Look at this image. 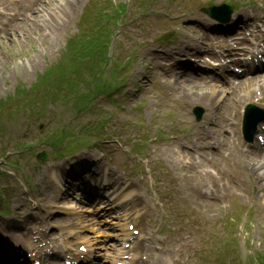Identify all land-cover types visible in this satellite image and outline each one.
I'll return each mask as SVG.
<instances>
[{
    "label": "rangeland",
    "instance_id": "rangeland-1",
    "mask_svg": "<svg viewBox=\"0 0 264 264\" xmlns=\"http://www.w3.org/2000/svg\"><path fill=\"white\" fill-rule=\"evenodd\" d=\"M68 1L44 0L35 13L23 16L21 11L18 23L6 31H0V35H3L0 37V139L5 138L6 135L10 136L12 143L7 137L5 139L6 149L13 152L12 155L8 154L6 159L0 161V174L6 176L7 184H9V186H6L4 183H0V186L5 185L11 195L7 197L6 201V205L10 207L11 212L13 203L8 200L18 198L20 205L25 202L21 198L24 197V193L27 191L35 199L33 183L36 181L35 179L39 178L40 171L46 169V164H40L36 160V154L46 151L50 154L48 163L54 164L55 161L61 159L62 163H65V160L70 156L65 159L61 157L69 154L70 150L67 147L78 144L83 140L78 138H84L83 134L85 135L83 131H78V127L84 121L81 120L82 123L77 124L70 121L71 116L68 115L74 110L65 109L61 97L58 96L55 100L45 98L46 96L54 97L59 91L66 89L64 77L62 76L66 71L67 62L62 61H67V55L65 54L72 51V46L68 51H65L68 40L74 35H79L82 38L81 44L85 46L87 33L89 40H92L95 35L90 31L88 32L97 24L96 22L91 25L93 17L103 14V10L109 11L108 14H110L118 6L117 13L121 15L120 20L113 19V24L112 22L108 24L104 18L98 20L100 30H108V33L103 34L101 42L106 43L110 49L113 48L116 53L120 52L117 46L121 42L128 44V47L120 52V57L127 60L133 59L132 72L134 62L138 59L137 54L142 53V51L145 52L146 48L152 53L151 49L157 47L165 49L168 46V44H165L166 42L172 43L174 49L179 44L182 46L187 42H193L197 34L194 31L195 26L193 27L192 24L193 19L207 18L201 13L199 7L210 5L208 1L217 3L218 0H80L75 6L76 11L75 9L74 11L68 10ZM203 1L207 3H202ZM251 1L252 4H264V0ZM26 3L30 4L31 0H26ZM119 9H123V12L120 13ZM117 15L114 16L117 17ZM251 16L259 19L262 14L253 10ZM87 18L89 19L87 20ZM106 19H108V16H106ZM116 22L119 25L118 30L114 26ZM3 27L7 26L0 23V28ZM211 47L215 48L214 44ZM93 53L94 56L91 57L90 61H92V64H97L96 49ZM203 55L204 52L201 53L200 59ZM177 57L179 56L177 55ZM148 58L151 60L148 61L149 66L145 68L139 67L137 63V66H135L137 72L134 78L139 86L143 88L148 87L149 79H151L147 99H142L138 93H136V97H132L126 86L121 91L123 94L120 99L121 102H119L121 104L114 107V105L105 102L106 100L103 103L100 102L102 107H95L94 112L103 111L98 117L110 118L111 122L108 123L109 125L103 133L98 130L93 131L96 136L101 137L93 145L105 147L108 150L107 154L125 177L137 178L141 173L147 174L146 176H148V173L151 175L150 177L157 186V192L162 196L158 203L159 209L152 207L151 214L162 220L160 224H156L155 231L157 237L165 239L162 232L170 228V222L166 214L169 213L172 204H174L173 208L179 210L180 208L177 205L192 209L191 212L196 208V200H193L196 195L194 196L193 192L190 191L194 183L185 176L187 168H182L178 164L175 166L169 162L168 154L173 153L172 150L175 147L170 145L171 137L176 135L186 141L185 133L195 132L197 126L205 125L206 117L210 112L200 101L189 104L186 116L181 112H177L176 103L178 102L175 99V93L178 89L174 83H172V86L168 84V87L161 84L164 77L161 74V68L165 67L162 62H168V59L157 56L154 60L150 56ZM107 63L115 65L114 73H118L123 66L115 64L113 61H107ZM61 69L62 71L57 77H61L58 82L52 81L43 84L44 74L52 77ZM130 74H128L123 84L134 85L131 77L128 79ZM81 78L83 79L84 76H81ZM36 82L39 85L34 84ZM46 83H54L60 86L52 94L51 91H48V88H45ZM32 85L35 86L33 90H31ZM195 89L194 87L191 90L194 91ZM100 90L105 93L101 85ZM66 92L68 96L72 95L70 91L67 90ZM244 92V88L240 89L239 95L244 94ZM167 96L168 98H165ZM131 97L134 100L132 102H130ZM38 99L43 100V105L40 107L33 106L35 102L39 101ZM31 100L34 101L27 104ZM150 100L153 107L148 106ZM196 105H200L205 109V115L201 122L195 121L192 115V109ZM18 107L24 109L17 110L15 122H8L6 115L10 114L11 109ZM108 108L111 112H106ZM221 109L228 113L225 106L222 108L220 105L218 110ZM218 113L219 111L214 112L215 115ZM229 114L231 119L240 124V116L237 119L234 111L229 112ZM168 115L177 123L175 126H171L166 121L165 126L167 128L165 130L166 132L171 131L172 134L168 132V137L160 138L165 135L166 132H163L165 130H161L160 136H158L151 128L159 125L158 121L160 119H168ZM64 120L68 123H61ZM41 124L42 127H40ZM64 128L68 136L64 141L65 144H61L59 141L60 133ZM72 131H75V133L71 134ZM147 131L150 132L148 141L154 138L160 139L151 142L149 150L151 156L147 158L146 156L143 158L134 157V161L140 164L138 167L137 164L129 163L132 159L131 154L128 152L136 151L134 141L136 139L138 141L142 140ZM72 135H80V137L74 136L73 138ZM57 137H59L58 140H56ZM69 139H72L70 142L76 141L70 143ZM255 139L254 137V141ZM165 141H168V144H165ZM147 147L145 146L143 149L148 150ZM225 153V156L230 154L231 160L221 159V166L228 168L232 173H236L240 171L237 164L240 165L244 171L242 180L245 185L243 187L248 189L245 193L247 197L240 196L232 200L227 199L222 207L211 202L212 207L208 211L198 207L199 211L196 208L204 218L199 242L202 240H205V243L211 242L213 237L215 241L202 248L200 246L198 250L193 247L187 253V256L193 262L196 258L197 263L201 262V264H263L264 195L261 188L256 186V176L249 167V165H253V162L246 159L242 164L238 163L244 156V151L241 147L232 143H229V148ZM77 156L78 154L70 157L69 160L72 161ZM206 156L211 158L205 164L206 169L216 174V168H220L219 161L212 158L214 155H209V153ZM19 178L23 179V185L18 183ZM48 181L46 179V183ZM133 182H136V180L133 179ZM224 182H228L227 176L219 183ZM230 187H232L235 195L242 193L241 187L236 181H232V185L231 183L226 185V189ZM72 194H75V191ZM51 196L53 197L54 194L51 193ZM170 200L173 202H170ZM70 204L71 202H67L66 199L64 201L59 199L52 208H46L44 204L40 203L39 206L43 208L41 211H38L34 207L35 204H32L29 220L25 223L26 227L32 228L34 236L36 238L41 237L40 241L52 232L55 237H59L62 234L61 230H66L67 220L63 213L64 209L58 206L66 205L69 208ZM4 207L5 203H2L1 208ZM7 221L8 216L0 210V222L5 223ZM160 226L162 229L158 230ZM68 240H73V238L68 237ZM209 258H212V260H209Z\"/></svg>",
    "mask_w": 264,
    "mask_h": 264
},
{
    "label": "bare ground",
    "instance_id": "bare-ground-1",
    "mask_svg": "<svg viewBox=\"0 0 264 264\" xmlns=\"http://www.w3.org/2000/svg\"><path fill=\"white\" fill-rule=\"evenodd\" d=\"M79 1L80 0H69L67 3L68 10L74 11L75 6L79 3ZM75 11H76V9H75ZM208 32H212V25L208 27ZM1 36L2 35H0V37ZM186 47L187 46L179 47V51H181L182 49H185ZM260 89L263 90V92H264V84L260 86ZM222 92H223V90L214 91L211 93H201V94L196 93V94L189 95L188 98L192 99L193 97H197L199 100L204 101L208 107L214 108L217 105L219 100L224 99V97L221 96ZM148 106L153 107V103L151 100L148 102ZM181 113L183 114L182 111H181ZM208 120L211 121L212 118L208 117ZM224 127H225V125H216L215 126V132H214L215 135L218 136L221 131H224ZM209 138L214 139V135H210ZM190 141H192V139H190ZM182 143H183L182 141H174L173 142V144L175 145L176 148L174 149L173 153L168 154V159L171 160L173 163H176V164L179 160L180 161H187L188 172L185 176L188 179H192L194 181L193 186H191V190L196 195L195 199L197 200V202L199 204H206L208 202V200H210V198L217 196V193H218L217 186H218V181L220 179H223L226 176L228 177V182L224 183L225 190H226V185L228 183H230L231 181H236V180L241 179L240 175H234V174H228L227 175L225 170H223L222 168H216L217 169L216 174L211 173L210 171H208L206 169L205 160L200 159L199 154L197 153V150H201V148L196 147L194 144H192L190 146H186ZM209 146H215V144L208 145V147L204 148L203 149L205 151L204 153L210 152L211 148H209ZM252 146L256 147L258 149V151L262 150V146L256 142H254L252 144ZM260 155L262 158H264L263 153L262 154L260 153ZM206 161L209 162L208 160H206ZM256 174H257V179H260L261 174L260 173H256ZM119 181H120L119 178L117 179L116 177H107V185H112V184L119 182ZM210 183L215 188V190H213L212 188L209 187V189H211V193H208L203 187L205 185L210 184ZM57 184H62V183H57ZM259 187L261 188V192H262V188L264 187V184L260 183ZM58 190H59V187H58ZM26 220H27V218H25L19 222H12V223L8 224V226H3V228L0 229V232H3V236H7L9 238V240H11V242H13L15 244H19V242H20L19 238H23L26 242L25 238L29 235L28 230L24 229V226H23V224ZM13 231H18V232H13ZM149 236L152 238L148 242V247H147L148 249H146V253H145L147 255V260L143 261V264H152V263L163 264L161 258H167L168 259V255H166V256L163 255V248L161 250H159L158 252H155L154 247L157 243V240H156L153 233H151ZM154 258L155 259L158 258V259L154 261Z\"/></svg>",
    "mask_w": 264,
    "mask_h": 264
}]
</instances>
